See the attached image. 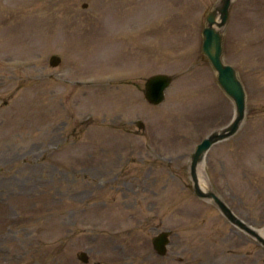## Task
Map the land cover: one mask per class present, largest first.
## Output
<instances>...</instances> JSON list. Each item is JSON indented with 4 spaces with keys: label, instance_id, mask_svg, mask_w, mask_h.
<instances>
[{
    "label": "rangeland",
    "instance_id": "obj_1",
    "mask_svg": "<svg viewBox=\"0 0 264 264\" xmlns=\"http://www.w3.org/2000/svg\"><path fill=\"white\" fill-rule=\"evenodd\" d=\"M218 2L0 0V264H264L263 245L190 175L196 145L235 111L202 51ZM221 31L247 110L203 174L264 228V0H233ZM158 72L174 79L152 104Z\"/></svg>",
    "mask_w": 264,
    "mask_h": 264
},
{
    "label": "water",
    "instance_id": "obj_2",
    "mask_svg": "<svg viewBox=\"0 0 264 264\" xmlns=\"http://www.w3.org/2000/svg\"><path fill=\"white\" fill-rule=\"evenodd\" d=\"M233 0H219L218 4L209 12L207 16L208 24L203 30L202 50L209 58L210 62L218 73V81L225 92L235 102L234 117L229 124L217 129L206 136L196 147L191 155L190 174L193 179V188L196 194L202 198L212 200L216 203L223 214L235 225L251 234L264 245V234L258 228L250 225L240 218L232 208L217 194L212 188L204 189L198 176V168L204 162L206 154L210 147L223 139L234 135L240 128L246 116V89L238 75L236 67L226 63L223 59V34L221 29L227 23L230 15V6ZM52 65H58L61 62L59 55H52L50 58ZM173 77L165 73H158L150 76L146 81L145 94L152 103H161L165 99V90L171 84ZM140 127L143 122L138 121ZM171 231H161L153 238L155 249L160 254H166L167 245L170 242ZM79 258L83 261H89V255L86 251L79 253Z\"/></svg>",
    "mask_w": 264,
    "mask_h": 264
},
{
    "label": "bare ground",
    "instance_id": "obj_3",
    "mask_svg": "<svg viewBox=\"0 0 264 264\" xmlns=\"http://www.w3.org/2000/svg\"><path fill=\"white\" fill-rule=\"evenodd\" d=\"M22 29V28H21ZM20 29V39L21 38H23L24 37V31H23V29L21 30ZM8 32H10V33H13V32H15V31H12V28H9L8 29ZM16 33H17V31H16ZM203 163H201L200 165H199V168H198V176H199V182H200V184H201V186L204 188V189H207V188H209V186L207 185V183H206V179H205V177H204V174H203ZM262 234H264V229H260L259 230Z\"/></svg>",
    "mask_w": 264,
    "mask_h": 264
}]
</instances>
